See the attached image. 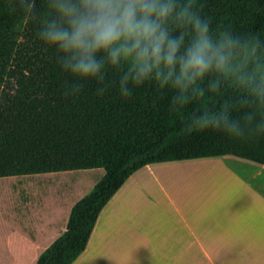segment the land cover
<instances>
[{"label":"trees","instance_id":"trees-1","mask_svg":"<svg viewBox=\"0 0 264 264\" xmlns=\"http://www.w3.org/2000/svg\"><path fill=\"white\" fill-rule=\"evenodd\" d=\"M37 3L43 13V0ZM191 7L209 20L213 36L227 31L264 43V0H191ZM37 27L13 11L11 0H0V179L92 170L105 175L76 202L67 230L36 264H73L102 211L145 167L228 156L264 167V134L256 131L243 138L212 130L177 135L191 114L235 97L231 81L212 92L207 77L200 84L203 96L180 111L170 109V89L154 81L122 97L116 87L120 70L111 68L103 95L89 84L76 97H65L67 74Z\"/></svg>","mask_w":264,"mask_h":264},{"label":"clouds","instance_id":"clouds-1","mask_svg":"<svg viewBox=\"0 0 264 264\" xmlns=\"http://www.w3.org/2000/svg\"><path fill=\"white\" fill-rule=\"evenodd\" d=\"M11 0L25 23L37 25L43 45L67 74L65 97L89 84L103 95L106 69L120 70L122 97L154 81L170 89V109L180 111L231 81L237 95L215 109L193 113L178 136L212 130L233 138L264 134V43L225 31L212 35L209 20L179 0Z\"/></svg>","mask_w":264,"mask_h":264},{"label":"rangeland","instance_id":"rangeland-1","mask_svg":"<svg viewBox=\"0 0 264 264\" xmlns=\"http://www.w3.org/2000/svg\"><path fill=\"white\" fill-rule=\"evenodd\" d=\"M223 161L246 167L256 165L228 156L156 164L138 171L103 213V220L109 219L105 233L118 226L112 233L113 238H118L113 246L120 242L117 246L123 250L131 247L178 250L189 242L191 231L199 228L200 222L211 226L214 219L213 230L228 226L227 238L262 226L263 209L253 196L239 192L240 181L228 173L241 174L237 168L224 169L210 182L202 180L195 171ZM104 175V170H92L0 179V218L20 216L29 221L38 215L54 217L60 214V192L68 191L77 202L89 195ZM258 187L264 194V184L259 183ZM101 234L102 229L98 236ZM215 247L209 252L220 248ZM162 259L165 257H156L155 263L163 262ZM202 263L264 264V225L222 254L203 255Z\"/></svg>","mask_w":264,"mask_h":264},{"label":"crops","instance_id":"crops-1","mask_svg":"<svg viewBox=\"0 0 264 264\" xmlns=\"http://www.w3.org/2000/svg\"><path fill=\"white\" fill-rule=\"evenodd\" d=\"M232 167L237 168L241 173L228 172L240 181L242 187L239 188V192L253 196L255 202L264 211V194L259 191L258 187L259 183L264 184V167L257 164L253 167H246L241 163L223 161L209 163L204 167L195 168V171L202 180L205 178L210 182L218 177L224 169H231ZM124 186L106 208L117 198ZM58 196L60 197L58 203L60 214L57 213L54 217L45 218L38 215L30 218L29 221L20 216H3L0 218V264H36L41 255L64 234L76 200L68 191L60 192ZM106 208L97 221L85 252L73 264H203V255L222 254L237 243L244 242L251 233L258 231L264 225L263 220L262 226L252 229L249 233L244 232L227 238L225 233L228 226L213 230L212 225L216 223V219H214L211 226L200 222V227L191 231L189 242L184 243V246L178 250L175 248L138 249L137 247L123 250L117 246L120 242H115V246H113L114 241H117L118 238H113L112 233L118 230V226H115L108 234L105 233V228L109 227L107 223L109 219L103 220V213ZM62 212L63 215H61ZM100 229H102L103 234L98 236ZM215 246H219V250L209 252L210 249H215ZM158 256L165 257L164 260L162 259L163 262L155 263Z\"/></svg>","mask_w":264,"mask_h":264}]
</instances>
